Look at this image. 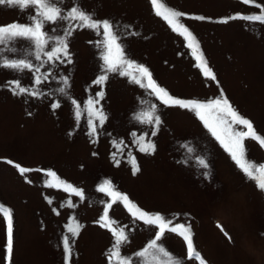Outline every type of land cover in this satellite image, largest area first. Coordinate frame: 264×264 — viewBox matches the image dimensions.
<instances>
[{"label":"rangeland","instance_id":"1","mask_svg":"<svg viewBox=\"0 0 264 264\" xmlns=\"http://www.w3.org/2000/svg\"><path fill=\"white\" fill-rule=\"evenodd\" d=\"M162 2L187 14L181 22L195 36L199 53L216 81L201 74L187 42L154 14L149 0H79L96 19L130 26L120 33L126 57L147 67L153 80L170 95L206 102L222 91L264 138V25L239 19L220 22L237 13L259 10L241 0ZM256 2L264 4V0ZM71 3L65 0L66 6ZM195 16L206 19H193ZM25 19L18 9L0 6V25ZM102 39L94 30H75L68 38L72 63L56 62V79L50 77L40 86L50 94L39 99L14 96L6 82L18 74L0 69V204L13 213L11 264H64L62 236L71 235L67 232L70 221L71 226L79 223L80 230L72 240L69 264H108L106 253L114 239L97 223L103 214L101 201L111 202L97 190L105 180L141 209L190 225L194 247L206 264H264V191L244 176L193 112L165 106L150 89L109 73L104 97L97 105L107 119L102 126L95 122L98 135H88L83 104L101 90L92 81L101 74L102 49L97 42ZM61 75L69 79L68 96L81 105L79 122L70 99L56 91L63 86ZM19 78L25 86H33L31 73L19 74ZM54 101L61 107L52 110ZM151 104L157 106L162 121L156 136L150 135V125L135 119ZM132 133L137 137L148 133L146 139L153 141L155 151L140 152ZM189 147L192 153L187 151ZM245 147L249 161L264 164V147L250 138ZM129 153L140 169L136 175ZM198 155L209 164L207 179L200 175L203 169L196 164ZM8 160L34 171L21 176ZM48 170L56 175L47 176ZM57 178L82 190L83 199L64 191ZM49 183L54 186H47ZM109 217L116 222L114 226L131 230L123 254L132 256L144 247L149 232L121 203L113 204ZM5 243V224L0 217V264H4ZM163 244L185 264H198L187 257L186 245L178 235L168 234Z\"/></svg>","mask_w":264,"mask_h":264},{"label":"snow or ice","instance_id":"2","mask_svg":"<svg viewBox=\"0 0 264 264\" xmlns=\"http://www.w3.org/2000/svg\"><path fill=\"white\" fill-rule=\"evenodd\" d=\"M151 8L157 17H161L172 29L181 35L187 42V47L192 50V55L196 59V67L201 74L209 80L216 81V75L209 67L202 53H199V45L195 36L181 22V17L187 16L178 10L166 6L162 0H149ZM244 5L258 9V13L241 14L230 16L221 20L227 23L228 20H241L249 24L264 25V4L257 3L256 0H241ZM0 6L16 8L24 13V22H12L7 25H0V69L11 70L17 73V78L7 81L9 90L14 96H26L39 99L50 93L44 92L41 85L49 78L56 79L53 72L56 62L71 64L69 53L68 38L78 28H87L102 35L103 39L97 42V47L101 48L100 59L102 61L101 74L93 81V85L100 86L101 90L95 93V98H89L83 104V110L87 113V128L89 136L98 135L97 123L103 125L107 116L97 107L104 97L103 85L109 78V73H116L120 76L128 77L131 83L139 85L141 88L151 90L163 105L168 107H178L179 109L193 112L197 119L202 123L208 133L219 143L223 150L230 156L237 168L248 179L255 181L257 187L264 191V164L257 165L249 161L246 156L245 140L252 139L264 147V138L257 134L250 120L243 117L238 110L229 102L221 91L220 95L214 99L202 102L195 99L176 98L160 87L152 78L149 69L142 64L126 57L121 40V28L127 29L130 26L120 25L108 19H96L94 13L87 11L79 0H72L70 6L65 5V0H0ZM196 20H205L204 16L192 17ZM199 53V54H198ZM43 57V58H42ZM33 61H36L34 63ZM48 68L45 71V66ZM31 73L32 87L25 86L19 78V74ZM59 81L63 86L56 89L58 93L70 99V103L75 107V119L77 122L81 118V105L75 99L68 96L66 89L69 86V79L65 75L59 76ZM146 81V82H145ZM52 110L61 107L59 101L50 104ZM157 106L151 104L147 109L142 110L136 115L135 119L140 124L151 126V136L157 135V130L161 124V118L156 114ZM236 126H242V130ZM148 133L134 137V143L142 153L151 154L155 151V144L151 139H146ZM122 151V149H120ZM189 153L193 149H187ZM196 164L203 171L200 175L207 179L209 177V164L203 156L195 157ZM9 165L16 168L21 176L34 171L14 163L6 161ZM119 164V161H116ZM129 163L131 164L132 174L136 175L140 171L135 158L129 153ZM40 171V169H35ZM53 177L56 174L51 170L46 173ZM58 184L64 185V191H70L83 199L82 190L60 181ZM47 186L53 187L49 183ZM111 198L110 203L103 204V214L97 223L100 227L108 229L114 243L106 253L108 264H185L182 257L171 253L163 244V240L168 234H176L181 237L186 245L187 257L195 259L198 264H206L201 254L195 249L193 243V233L191 226L186 223L176 222L175 217L165 216L161 213H151L138 207L126 194L115 190L110 181L105 180L97 189ZM51 203V201H49ZM121 203L127 209L134 221L142 222L145 230L149 232L144 247L136 251L132 256L122 253V248L126 246L130 239V229L127 226H114L115 221L109 217V209L113 204ZM68 207H74L69 204ZM0 217L5 224L6 243L4 246V264H11L13 253V213L12 210L0 204ZM220 230L224 232V229ZM80 225L67 226L69 235L62 236L63 260L64 264H69L72 256V240L79 234ZM225 236L228 233L224 232ZM231 242V237L228 236Z\"/></svg>","mask_w":264,"mask_h":264}]
</instances>
